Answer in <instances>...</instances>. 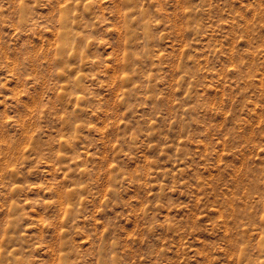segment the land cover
Listing matches in <instances>:
<instances>
[{
	"label": "rangeland",
	"instance_id": "1",
	"mask_svg": "<svg viewBox=\"0 0 264 264\" xmlns=\"http://www.w3.org/2000/svg\"><path fill=\"white\" fill-rule=\"evenodd\" d=\"M0 264H264V0H0Z\"/></svg>",
	"mask_w": 264,
	"mask_h": 264
},
{
	"label": "bare ground",
	"instance_id": "2",
	"mask_svg": "<svg viewBox=\"0 0 264 264\" xmlns=\"http://www.w3.org/2000/svg\"><path fill=\"white\" fill-rule=\"evenodd\" d=\"M67 20H68V17L66 16L65 19H64V21H65V22H64L65 25L67 24ZM68 35H69V33L65 31V32H64V37H63V38H64V41H65L66 44H68V42H69V41H68V40H69V36H68ZM72 36H73V34H72ZM65 43H64V44H65ZM64 46H65V45H63V47H64Z\"/></svg>",
	"mask_w": 264,
	"mask_h": 264
}]
</instances>
